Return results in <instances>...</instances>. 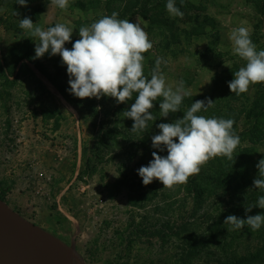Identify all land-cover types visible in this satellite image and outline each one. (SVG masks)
<instances>
[{
  "label": "rangeland",
  "instance_id": "374dc122",
  "mask_svg": "<svg viewBox=\"0 0 264 264\" xmlns=\"http://www.w3.org/2000/svg\"><path fill=\"white\" fill-rule=\"evenodd\" d=\"M49 2L28 0L25 7L0 0V198L62 239L76 264H264L250 258L261 247L264 257V226L228 232L224 224L228 215L264 214L259 207L245 211L256 201V165L264 159V115L255 116L264 108V83L241 95L228 87L246 64L228 34L244 26L264 50V0H175L183 18L169 15L167 0H69L66 10L47 13ZM143 8L152 20L141 16ZM113 12L146 24L153 47L143 54L145 75L163 57L167 84L184 81L192 93L167 118L158 97L145 133L132 132L134 121L123 116L135 94L120 104L107 96L75 97L61 57L32 59L36 42L19 28L25 17L44 28L64 23L73 29L65 45L71 49L81 26ZM207 98L215 106L198 115L235 120L241 138L235 163L210 158L190 176L192 190L188 181L171 189L158 180L145 186L137 170L153 151L167 155L151 147L157 125Z\"/></svg>",
  "mask_w": 264,
  "mask_h": 264
},
{
  "label": "clouds",
  "instance_id": "9594fccd",
  "mask_svg": "<svg viewBox=\"0 0 264 264\" xmlns=\"http://www.w3.org/2000/svg\"><path fill=\"white\" fill-rule=\"evenodd\" d=\"M17 4L27 7L28 0H17ZM68 4L69 0H50L47 13L54 7L66 10ZM166 10L173 18L184 16L175 6V0H167ZM118 16L119 13L113 12L90 25L81 26L80 39L72 44L71 49L65 45L72 42L73 29L64 23L44 28L42 23H34L30 17H25L19 20V28L36 42L32 59H40L45 54L61 57L69 76L68 91L75 97L101 99L107 96L120 104L135 94V102L130 110L123 111V116L134 121L132 132L145 133L148 122L156 119L150 110L158 97L162 98L160 115L167 118L170 113L181 111L184 98L192 93L185 88L184 81L175 88L167 84L161 68L162 64H167L163 57H157L155 66L149 75H145L143 54L153 47L145 30L146 24H142L139 17L133 23L128 19H118ZM228 39L234 55L246 62L228 82L230 91L241 95L249 90L250 85L264 83V50H257L248 28L244 26L232 29ZM214 106L211 98L197 100L183 112L182 118L157 125L159 133L151 137V147L161 153L166 151L167 155L153 151L149 164L137 170L145 186L154 180L168 189L184 184L190 176L201 171V165L217 156L235 163L234 152L241 143L234 129L235 120L197 114ZM256 167L258 176L253 181L254 189L264 193V159L259 160ZM251 190L253 188L248 192ZM256 207L264 209V195L246 207V214ZM224 224L229 225L228 232L242 229L245 225L257 231L264 226V214L247 215L246 219L228 215Z\"/></svg>",
  "mask_w": 264,
  "mask_h": 264
},
{
  "label": "water",
  "instance_id": "95a60500",
  "mask_svg": "<svg viewBox=\"0 0 264 264\" xmlns=\"http://www.w3.org/2000/svg\"><path fill=\"white\" fill-rule=\"evenodd\" d=\"M0 264H76L59 237L0 198Z\"/></svg>",
  "mask_w": 264,
  "mask_h": 264
},
{
  "label": "trees",
  "instance_id": "16d2710c",
  "mask_svg": "<svg viewBox=\"0 0 264 264\" xmlns=\"http://www.w3.org/2000/svg\"><path fill=\"white\" fill-rule=\"evenodd\" d=\"M139 12H140V14H141V16H142L143 18H146V19H148V20H152L151 17L148 16L147 12L144 11V8H143V10H140ZM48 77H49V76H48ZM49 78H50V77H49ZM50 80L56 85V83H55L54 80H52L51 78H50ZM56 86H57V85H56ZM57 87H58V86H57ZM59 89H60V88H59ZM60 90H61V92L64 94V96H65L69 101H71V102L74 101V100L71 98V96L68 95L63 89H60ZM262 115H264V108H261V109L258 111V114H256L255 116L260 117V116H262ZM194 183H195V181H194L193 179H190V177H189V178H188V185H189L188 188H189L190 190H192V186H194ZM260 195H264V193L260 192L259 190H258V191L255 190L254 193H253V195H252V199H257ZM258 250H259V251H258L257 253H253V254L250 256V258H251L252 261H253V260H259V261H261V263H263L264 257L261 256V255H262V252H263V247L259 248ZM244 259H245V258H244ZM246 260H248V259H246Z\"/></svg>",
  "mask_w": 264,
  "mask_h": 264
}]
</instances>
